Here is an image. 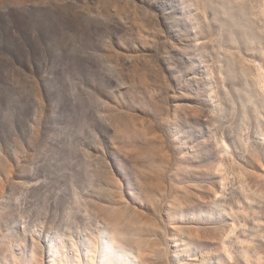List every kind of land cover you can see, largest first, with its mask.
I'll use <instances>...</instances> for the list:
<instances>
[{
    "label": "rangeland",
    "instance_id": "374dc122",
    "mask_svg": "<svg viewBox=\"0 0 264 264\" xmlns=\"http://www.w3.org/2000/svg\"><path fill=\"white\" fill-rule=\"evenodd\" d=\"M108 249L264 264V0H0V264Z\"/></svg>",
    "mask_w": 264,
    "mask_h": 264
},
{
    "label": "bare ground",
    "instance_id": "6f19581e",
    "mask_svg": "<svg viewBox=\"0 0 264 264\" xmlns=\"http://www.w3.org/2000/svg\"><path fill=\"white\" fill-rule=\"evenodd\" d=\"M182 8L184 10H186L187 12L191 13L190 7L189 6H182ZM237 190V189H236ZM110 246V245H109ZM112 248V247H111ZM109 254H101L99 257H94V256H89L87 253H84V256H80L81 259H77L80 260L77 264H117V261H115V257H113V251L111 249L106 250ZM116 251V250H115ZM77 254L80 253V251L76 252ZM91 253V252H90ZM95 253V252H94ZM88 255V256H87ZM98 256V255H97ZM118 256V255H117ZM78 257V255H77ZM83 257L85 260H83ZM199 257V256H198ZM118 258V257H117ZM120 258V257H119ZM194 259H197V256H194ZM199 259V258H198ZM121 260V259H120ZM60 263L62 264H74L71 262V260H67L66 255L64 256V258L59 259L58 260ZM122 262H120L119 264H121Z\"/></svg>",
    "mask_w": 264,
    "mask_h": 264
}]
</instances>
